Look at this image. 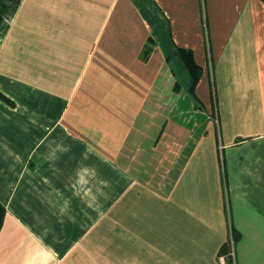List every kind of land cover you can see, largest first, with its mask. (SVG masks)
<instances>
[{"label":"crops","instance_id":"crops-1","mask_svg":"<svg viewBox=\"0 0 264 264\" xmlns=\"http://www.w3.org/2000/svg\"><path fill=\"white\" fill-rule=\"evenodd\" d=\"M0 204V264H264V2L0 0Z\"/></svg>","mask_w":264,"mask_h":264},{"label":"trees","instance_id":"trees-1","mask_svg":"<svg viewBox=\"0 0 264 264\" xmlns=\"http://www.w3.org/2000/svg\"><path fill=\"white\" fill-rule=\"evenodd\" d=\"M262 2H264V0H261ZM182 57H183V59H184V61H185V63L187 64V66H188V68L192 71V73H193V76H194V81H196L197 80V74H196V71H197V66H196V64L194 63V61H193V58H192V55H191V53L190 52H183L182 54ZM2 210H3V208H2V206H1V204H0V222H1V215H2ZM234 235V239H235V241H236V239H237V237H238V235L237 234H233ZM229 244H230V242H229ZM228 244V248H225L224 249V246L222 247V249H221V252L220 253H222V254H227L228 252H229V250H230V245ZM228 264H232L231 263V257L228 255Z\"/></svg>","mask_w":264,"mask_h":264},{"label":"rangeland","instance_id":"rangeland-1","mask_svg":"<svg viewBox=\"0 0 264 264\" xmlns=\"http://www.w3.org/2000/svg\"><path fill=\"white\" fill-rule=\"evenodd\" d=\"M212 120H213V123H214V125H215V129H216V131H217V126H218V119H217V112H216V108H212ZM230 256L231 257V263L232 264H234V258H233V256H231V255H233V253L231 254L230 253V251L226 254V256ZM226 263V262H225Z\"/></svg>","mask_w":264,"mask_h":264},{"label":"built area","instance_id":"built-area-1","mask_svg":"<svg viewBox=\"0 0 264 264\" xmlns=\"http://www.w3.org/2000/svg\"><path fill=\"white\" fill-rule=\"evenodd\" d=\"M202 11H203V13H204L203 2H202ZM233 244H234L233 241H230V244H229V245H230V250H229V251H230L231 254L233 253ZM231 256H233V255H231Z\"/></svg>","mask_w":264,"mask_h":264}]
</instances>
